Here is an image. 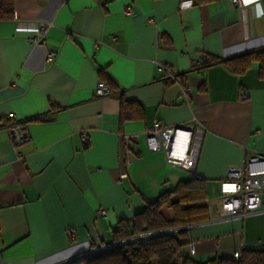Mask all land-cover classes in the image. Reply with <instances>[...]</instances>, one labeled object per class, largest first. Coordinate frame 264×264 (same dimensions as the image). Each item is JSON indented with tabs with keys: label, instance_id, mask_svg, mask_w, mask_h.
<instances>
[{
	"label": "crops",
	"instance_id": "0c3cea01",
	"mask_svg": "<svg viewBox=\"0 0 264 264\" xmlns=\"http://www.w3.org/2000/svg\"><path fill=\"white\" fill-rule=\"evenodd\" d=\"M181 1L14 0L13 17L0 20V264H62L109 242L119 221L187 179L147 150L143 132L154 119L205 127L195 173L209 218L186 227L193 249L185 252L204 262L264 246V190L258 212L218 217L226 169L264 152L259 63L241 74L223 64L264 49V0L240 9L229 0ZM45 22L43 45H30ZM48 51L56 53L50 62ZM159 64L191 87L188 103ZM99 81L109 95L95 94ZM9 113L29 136L19 146ZM125 134L137 136L127 142Z\"/></svg>",
	"mask_w": 264,
	"mask_h": 264
},
{
	"label": "trees",
	"instance_id": "16d2710c",
	"mask_svg": "<svg viewBox=\"0 0 264 264\" xmlns=\"http://www.w3.org/2000/svg\"><path fill=\"white\" fill-rule=\"evenodd\" d=\"M203 1V0H202ZM14 0H0V20L13 17ZM252 61L259 63L264 79V49L244 53L223 61L235 74L244 72ZM127 105L121 100V106ZM209 206L205 181L188 177L175 189L161 193L136 212L130 220H121L111 231L110 240L91 244L89 252L62 264H264V246L242 248L237 258L193 259L184 250L189 242L186 227L208 220ZM152 233L148 237H134Z\"/></svg>",
	"mask_w": 264,
	"mask_h": 264
},
{
	"label": "built area",
	"instance_id": "2783aa9c",
	"mask_svg": "<svg viewBox=\"0 0 264 264\" xmlns=\"http://www.w3.org/2000/svg\"><path fill=\"white\" fill-rule=\"evenodd\" d=\"M229 1L236 8L240 9L245 5L253 4L256 0ZM192 5V0H183L180 2L179 8H187ZM124 13L130 15L132 13L131 7L128 5L125 6ZM49 25V22H45L40 27L42 35L40 37H29L27 39L28 43L30 45H43V35ZM55 54L54 51L46 52V61H52ZM158 68L164 72L168 79L180 85L183 101L188 103L191 97V87L187 84H182L165 65L159 64ZM110 93L111 89L105 81H99L97 83L95 87V94L97 96H107ZM247 96V91L244 89L241 90L240 98L245 99ZM13 117L14 115L12 113L7 115L9 122L6 128L13 144L19 146L25 143L29 139V136L24 125L14 121ZM143 133L145 135V145L149 152H161L168 167L182 171L190 178L196 176L195 168L205 133V127L201 122L193 119L189 124L184 126H170L164 124L159 119H154L152 126ZM136 136V134H125L123 135V139L128 142ZM80 138L83 145L89 142L85 131L80 132ZM126 149L128 151L131 150L129 147ZM262 190H264V152L250 156L241 163L229 166L226 169L225 177L219 182L220 204L218 207V217L220 219L244 217L258 212ZM106 213L107 210L104 208L98 210L100 216L104 217ZM69 234L74 236V229H69ZM151 235L153 234H143L134 237L132 240H138ZM192 247V243H189L188 248L192 250ZM240 250L233 254L234 258L240 256Z\"/></svg>",
	"mask_w": 264,
	"mask_h": 264
}]
</instances>
